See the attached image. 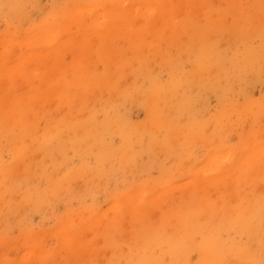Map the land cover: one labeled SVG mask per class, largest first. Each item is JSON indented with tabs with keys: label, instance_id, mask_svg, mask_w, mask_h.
I'll return each mask as SVG.
<instances>
[{
	"label": "bare ground",
	"instance_id": "obj_1",
	"mask_svg": "<svg viewBox=\"0 0 264 264\" xmlns=\"http://www.w3.org/2000/svg\"><path fill=\"white\" fill-rule=\"evenodd\" d=\"M123 1L113 0L115 6H105L104 0L98 2L100 5L96 0L88 3V9L90 5L92 10L101 7L89 22L79 16L76 22L71 20L72 24L50 13L52 20H44L30 31L21 25L20 36L0 33L4 50L15 43L26 44L25 50L11 60V56L6 57L9 52L5 55L0 51V219L46 210L59 197L65 201L76 196L82 203V209L68 210L61 218L57 237L65 247L63 254L32 246V250L22 249L28 254L31 251L29 255L26 252L28 256L4 258L0 264H230L231 259L237 264H264V253L260 252L264 247V185L256 189L259 182L264 183V139H260L264 131L262 136H257L260 130L251 136L248 130L245 135L243 128L239 139L247 148L240 155H235L233 148L211 150L205 166L185 178L188 181L183 179L186 183L174 179L176 184L169 181L172 185L151 191L148 179L135 184L132 178L130 189L108 187L117 177L125 178L141 167L139 157L144 154L148 164L158 160L157 155H172L176 163H183L193 148H199L198 142L207 143L206 154L216 146L223 147L218 141L224 135H217L223 134L221 119L218 123L212 118L205 127L204 120L197 117L196 103L211 94L237 93V86L264 75L262 4L247 0L245 14L234 19L235 30L224 16L233 12L237 0H221L225 8L219 17L205 16L210 21L206 29L191 15L201 13L200 9L208 12L212 0H129L131 5L121 6ZM29 2L0 0V15L21 13ZM184 3L186 10L181 8ZM76 4L69 7L73 16L81 8ZM243 19H247L244 25ZM68 24L73 25L71 32L58 37ZM243 30L260 34L261 41L241 54L236 52L237 40L233 44L230 37ZM149 38L159 46L144 49L151 43H147ZM221 40L228 42L223 52L218 47L223 48L225 41L217 44ZM190 47L197 56L188 70H182L179 58H191L192 54H187ZM225 51L233 59L224 55ZM68 52L70 62L66 61ZM127 64L128 71L124 69ZM164 72L166 77L162 78ZM137 107L143 111V118L132 121L130 114ZM225 108V118L235 111L237 116L251 114L254 121L264 119L262 102L243 104L240 110H234L232 104ZM261 124L264 126V121ZM70 152L79 159L78 165L75 170L62 172L60 165L71 162ZM4 154L9 161L5 162ZM102 190L108 197L106 205L112 208L111 217L101 208L92 215L85 214L84 209L96 204L95 192ZM86 195L91 198L88 205ZM157 207L162 211L153 219L150 214ZM126 217L131 220L124 228L121 218ZM3 222L1 219L0 224ZM117 231L125 235L118 241ZM239 234L247 241H234L233 236ZM99 236L112 247L104 261L96 260L102 256L96 252ZM192 251L197 253L196 260L190 257Z\"/></svg>",
	"mask_w": 264,
	"mask_h": 264
},
{
	"label": "rangeland",
	"instance_id": "obj_2",
	"mask_svg": "<svg viewBox=\"0 0 264 264\" xmlns=\"http://www.w3.org/2000/svg\"><path fill=\"white\" fill-rule=\"evenodd\" d=\"M49 1V2H48ZM75 1V2H74ZM81 1V2H80ZM80 1H78V0H30V4H27V6L23 9V11L25 10V12L27 11V13H25L24 12V14L22 13L23 11H21V13H18V14H16V15H14L13 13L11 14V15H9V16H6V17H1V15H0V33H3V32H5V33H11V34H13V35H15V36H17L16 34L18 33V35L20 34V31L22 30V29H25V28H27L26 30L27 31H30L31 30V28H34V27H36V26H41V24H42V22H44V20L46 21V20H52V15H50V13L52 14L53 13V15L55 16H58V15H60V16H62L63 18H65V19H67V20H69L70 21V23H72V24H74L73 22H76L75 20H78L79 18H81V17H83L82 19L83 20H86L87 22H89V19H90V17H92V15L94 14V11L95 10H97L98 8L100 9L101 7H98V6H95V7H97V9H95V10H92L90 7H91V5H90V7H89V9L87 8L88 6H89V4L88 3H94V1L95 0H80ZM86 1H89V2H86ZM103 0H96V5H100L98 2H102ZM105 1V6H115V5H117L116 3H114L113 2V0H104ZM199 1V0H198ZM246 1L247 0H237L236 1V8H234V10H233V12L232 13H227L224 17H228V18H223V19H225L224 21H230L231 22V24H230V27H232V28H236V27H234V25H232V24H234V19L236 18V17H238V16H243V15H240V14H245V10H247V9H243V7L245 6V5H247V3H248V1H251V0H248L247 1V3H246ZM256 1H258V2H260L261 4H262V8H260L259 9V12H260V16L262 17V18H264V12H262V10H264V0H256ZM39 2V3H38ZM68 2H69V4H68ZM108 2V3H107ZM112 4H111V3ZM214 2H216V4L214 3ZM219 2H221V3H219ZM62 3V4H61ZM78 4V6H81V8H80V10H78V11H76V12H73L74 14L75 13H77L78 15H74L73 16V14H70V9H69V7L71 6V5H73V4ZM87 3V4H86ZM110 3V4H109ZM124 3V4H123ZM242 5H241V4ZM243 3H245L244 5H243ZM76 4V5H77ZM131 5V3H129V0L127 1H123L122 3H120V5L121 6H126V5ZM209 4L211 5V8H209V10H208V12H205V11H202L201 9L199 10V11H201V13L202 14H204V16H202V15H200V17L198 16L199 14H201L200 12H195V14H192L191 16H193L195 19H196V22H198L199 23V26L202 28V25H204L203 26V28H207V26H208V24H209V22L210 21H208V19H205V16L207 15V16H215V18L216 17H219L218 15H219V11H222V9H224L225 8V4H224V2H222L221 0H212V1H209ZM69 5V6H68ZM82 5H84V6H82ZM142 5V4H141ZM183 5V4H182ZM181 5V6H182ZM105 6H103V7H105ZM184 6H186L185 5V3H184V5L181 7L182 8V10H186L187 9V7H184ZM35 7V8H34ZM66 7H68V9L66 8ZM239 7V8H238ZM242 7V8H241ZM27 8V9H26ZM37 8H38V11H37ZM83 8V9H82ZM183 8H185V9H183ZM213 8V9H212ZM238 8V9H237ZM137 9V8H136ZM48 10V11H47ZM89 10H91V12L89 13ZM181 10V11H182ZM211 10H212V12H211ZM215 12H214V11ZM226 10H227V8H226ZM242 10V11H241ZM65 11H68V12H65ZM79 11L81 12V13H79ZM88 11V12H87ZM180 11V10H179ZM65 12V13H64ZM211 12V13H210ZM228 12V11H227ZM235 12V13H234ZM237 12V13H236ZM83 13H85V14H83ZM87 13V14H86ZM180 13V12H179ZM199 13V14H198ZM214 15H213V14ZM233 13H234V15H233ZM22 14V15H21ZM26 14V15H25ZM29 14H31V15H29ZM58 14V15H57ZM68 14V15H67ZM70 14V15H69ZM82 14V15H81ZM183 14V13H182ZM181 13L179 14L180 16L182 15ZM198 14V15H197ZM210 14H212V15H210ZM218 14V15H217ZM231 14V15H230ZM237 14V15H236ZM17 15H18V17H17ZM46 15V16H45ZM67 15V16H66ZM84 15V16H83ZM55 16V17H56ZM64 16H66V17H64ZM80 16V17H79ZM206 16V17H207ZM79 17V18H78ZM86 17V18H85ZM87 17H88V19H87ZM69 18V19H68ZM142 19V18H141ZM73 22H72V21ZM247 19H243V25L244 24H246V23H244V21H246ZM137 21V23H140L141 22V20H139V19H137L136 20ZM52 22V21H51ZM203 24H202V23ZM201 23V24H200ZM224 23V25H228V24H226L227 22H223ZM33 24V25H32ZM141 24V23H140ZM21 25H22V29H21ZM34 25H36V26H34ZM232 25V26H231ZM73 25H67L66 26V29H65V31H64V29H62V30H60L61 31V33H60V35H58V37L60 36V37H63V35L65 34V33H68V32H71V29L73 28L72 27ZM226 26H224V27H226ZM69 28V29H68ZM71 28V29H70ZM245 28V27H244ZM219 29V28H218ZM233 29V30H234ZM16 30V31H15ZM219 30H221V28L219 29ZM235 30H237V28L235 29ZM239 30V29H238ZM213 31V30H212ZM208 32V31H207ZM220 32V31H219ZM240 34V33H239ZM20 36V35H19ZM18 36V37H19ZM229 36H231V35H229ZM228 36V37H229ZM234 37H236V38H234ZM231 39H233V44H235L234 43V41H236L237 40V42H236V52L237 53H240L241 52V54H242V52L244 51V50H246V49H252V48H256L259 44H260V41H261V39H260V34L258 35V33H255V32H253V31H248V32H244V30H243V32H241V34L240 35H238V34H236V35H233V38L232 37H230ZM151 41V43H149ZM225 40H221V41H217V44L219 45V44H222L223 45V42H224ZM125 42V41H124ZM124 42H123V44H124ZM128 43V42H127ZM147 43H149V44H146L144 47V49H146V46L148 47V48H150V49H152L151 47H153V45L154 46H156V44L159 46V42H155L154 40L152 41L150 38H149V41L147 42ZM226 43H228V42H226L225 41V43H224V45H223V48H222V46H220L219 45V47H218V49L219 50H221L222 52H223V50H224V47L227 45ZM125 44H126V42H125ZM22 45V46H21ZM151 45V46H150ZM187 46H190L189 44H187ZM25 48H26V44L25 43H17V45H16V43L15 44H13L10 48H7L6 50H4V49H2L1 48V46H0V51H5V55H7L6 57H9V56H11V57H9V59L11 60V59H14L16 56H18L22 51H24L25 50ZM193 49V47H190L189 48V52L187 53V50L186 49H184L186 52L185 53H187L188 55V57H191V54H192V51L190 52V50H192ZM195 49V48H194ZM128 51L129 52H133V48H129L128 49ZM7 52H9V53H7ZM16 52V53H15ZM7 53V54H6ZM3 54V55H4ZM194 54V53H193ZM192 54V57L191 58H188L187 60L185 59V57H183L184 59H181V58H179V61H178V64H180V66L182 67V68H180V69H182V70H188L191 66H192V64H193V59H194V57L195 56H197V55H193ZM224 55H226L229 59L230 58H232L233 59V56L230 54V53H228V52H224L223 53ZM181 56H183L184 54H183V52L180 54ZM71 57V55L69 54V52H68V54H67V57H66V61H68V62H70V57ZM130 58V57H129ZM234 58H236V59H239L240 58V56H235ZM68 59V60H67ZM203 61V60H202ZM99 64V67H102V64L101 63H98ZM127 65H129V64H127ZM127 65L126 66H124V69L126 70V71H128L129 69H130V65H129V67H127ZM127 67V68H126ZM129 68V69H128ZM166 77V75H165V72L163 73V76H162V78H165ZM260 79H258V80H256V79H254V82H253V79L252 80H250L248 83H246V84H244V86H237V88H238V90H234V91H237V93H234V94H228V95H221V96H217V95H213V94H211V95H208L204 100H201V101H197V103H196V110L198 111L197 112V117L199 118V119H201L202 121H203V125L206 127V125L208 126V124H209V120H212V118H214L213 120L215 121V122H217L218 121V123H219V121H220V119H221V121L223 122H221L220 121V123H219V126H221V124H222V128L220 129V131H222V135H220V132H219V134H217L218 135V138H219V136L221 137V136H223V139H222V137H221V139H220V141H218V139H217V141H218V144H220V142H221V144L220 145H222L223 147H220V146H216L215 148H212V149H210V148H208L207 150H209L208 152H207V154H206V148L208 147V145H207V143L205 144V143H203V142H198L199 144L198 145H196V146H198L199 148H197V147H195V148H193L194 150V152L192 151V154L191 155H189L188 157H189V159L187 160V158H185L184 160H182L181 162H183V163H185V164H183V163H179V162H177L176 163V159H174L173 158V156L172 155H169V156H167V157H163V156H161V155H157V159L158 160H156V161H154V162H150V164H148V162H147V157H145L146 155L144 154L143 156H140L139 158H140V160H139V162L141 163V167H137V169L136 170H134V173L133 174H135V175H133V174H129V173H127L128 175H129V178H128V175L127 176H125V178L124 177H117L116 178V182H110V184L108 185V187H116V190H121V189H130V188H132V186L134 185L133 183L131 184V182H130V179H132V178H134L135 179V184H139V182L141 183V182H143L144 180H146V179H148L150 182V185L148 186L149 188H151V191H154V190H161L163 187H167V186H169V184L172 182L173 184H176V182L174 181L173 182V180L175 179H177V180H183V179H185V178H188L189 176H190V174L191 173H193V171H195V170H197V168H203V166H205L204 165V163H205V161L210 157V153H211V150L213 151V149H222V148H224V149H226V148H233V151H234V154L235 155H240V153L241 152H243L246 148H244V144H243V141H242V139H239V137H241L242 138V136H239V135H241V134H243L244 133V130H245V128H246V130H245V135H246V133L248 132L251 136L252 135H254V136H256L257 135V133H258V130H260V132L258 133V135L257 136H262V131H264V126H261L262 124H261V122L262 121H264V119H261L260 121H254L251 117H250V113H248V114H250V115H243V114H241L240 116H237V114H236V112L235 111H232L231 112V114L229 115V116H231V117H229V118H225V116H227V114H226V108L225 109H223L224 107H227V106H229V105H234V110H240L241 109V105H243V104H246V103H250V104H253L254 102L255 103H260V102H262V103H264V89H262V88H264V75H262L261 77H259ZM256 82V83H255ZM262 84V85H261ZM260 87V88H259ZM252 90V91H251ZM250 91V92H249ZM257 93V94H256ZM247 96V97H246ZM234 101V102H233ZM245 101V102H244ZM238 107V108H237ZM230 108V107H229ZM236 108V109H235ZM62 109H66L65 107H62ZM134 110H135V112H134ZM138 110V111H137ZM222 111V113H220ZM224 111V112H223ZM132 114H130V119L132 120V121H137V120H141L142 118H143V111L141 110V108H138L137 107V109L136 108H134L133 110H132V112H131ZM135 113V114H134ZM226 114V115H225ZM213 115V116H212ZM234 115V116H233ZM212 116V117H211ZM249 116V117H248ZM238 117V118H237ZM246 117V118H245ZM262 117H264V116H262ZM261 117V118H262ZM240 118V119H239ZM225 119V120H224ZM234 119V120H233ZM207 120V121H206ZM230 120V121H229ZM241 120H243V121H241ZM249 120V121H248ZM252 120V121H251ZM224 121H227V126L225 125L226 124V122H224ZM240 123H238V122ZM42 121H40V123H41ZM251 122V123H250ZM253 122V123H252ZM255 122H257V124L255 123ZM258 122H259V124H258ZM225 123V124H224ZM233 123V124H232ZM244 124V125H243ZM251 124V125H250ZM41 125H42V123H41ZM41 125H40V127H41ZM223 125H224V127H223ZM231 125V126H230ZM249 125V126H248ZM229 126V127H228ZM250 126H252L253 128H250ZM259 126H261L262 127V129H261V127L259 128ZM227 129H226V128ZM233 127V128H232ZM240 127V128H239ZM225 128V132H223V130L222 129H224ZM243 128H244V130H243ZM257 128H259V129H257ZM238 131H237V130ZM63 130H64V128H63ZM248 130V131H247ZM208 131V130H207ZM240 131H242V132H240ZM247 131V132H246ZM257 131V132H256ZM63 132H65V130L63 131ZM237 132V133H236ZM253 132H255L254 134H253ZM208 133V132H207ZM240 133V134H239ZM261 133V134H260ZM235 134H236V136H235ZM260 134V135H259ZM248 136L250 139H251V136ZM215 136H216V134H215ZM230 137H232V138H230ZM234 137V138H233ZM216 138H217V136H216ZM226 138V139H225ZM252 138H255V137H252ZM260 137H258L257 139H259ZM260 139H264V137H261ZM223 140V141H222ZM241 143H240V142ZM217 143V142H216ZM202 144H204V147L202 148ZM218 144H216V145H218ZM242 144V145H241ZM200 145V146H199ZM227 145V146H226ZM229 145V146H228ZM205 146H207V147H205ZM237 146V147H236ZM211 147H213V146H211ZM236 147V148H235ZM199 149V150H198ZM236 151V152H235ZM238 151V152H237ZM71 153V152H70ZM201 153V154H200ZM197 154V155H196ZM204 154H206V155H204ZM71 157H70V163H68L67 165H60V171H62V172H68V170H70L71 169V171L72 170H75L74 168L78 165V161H79V159L78 158H75L76 156H72V153L71 154H69ZM205 156V157H204ZM142 157V158H141ZM204 157V158H203ZM144 158H145V161H144ZM194 158H196L195 160H194ZM4 159H5V162H7V161H9L10 159H8V155L7 154H4ZM6 159H8V160H6ZM142 159V160H141ZM194 160V163L192 162L193 160ZM161 160V161H160ZM190 160H192V161H190ZM186 161V162H185ZM160 162H162V163H160ZM188 162H192L191 164L190 163H188ZM139 163V164H140ZM143 163H145V164H143ZM158 163H160V164H158ZM169 165H168V164ZM198 163V164H197ZM181 164H183V165H181ZM191 165L192 166V168H189V167H191V166H189V165ZM165 165V166H164ZM188 167H187V166ZM72 166V167H71ZM172 166V167H171ZM182 166L183 167H185L184 169H187V170H183V168H182ZM195 166V167H194ZM63 167V168H62ZM163 167V168H162ZM170 167V168H169ZM144 168V169H143ZM177 169V170H176ZM193 169V170H192ZM139 170V171H138ZM159 170V171H158ZM179 170V171H178ZM135 171H136V173H135ZM138 171V172H137ZM166 171V174L164 173ZM168 171V172H167ZM176 171V172H175ZM182 171H185V172H182ZM170 172V173H169ZM173 173V175H172V173ZM164 173V174H163ZM177 173H179V174H177ZM189 173V174H188ZM138 174H139V176H138ZM143 174H145V176L143 175ZM152 174V175H151ZM169 174V175H168ZM144 177H143V176ZM163 175V176H162ZM186 175H187V177H186ZM135 176V177H134ZM142 176V177H141ZM157 176L160 178H158L157 179ZM178 176V177H177ZM150 177H152V179L150 178ZM119 179V180H118ZM147 180V181H148ZM155 180V181H154ZM176 180V181H177ZM185 180H187V179H185ZM185 180H183V181H185ZM119 181V182H118ZM169 181H171L170 183H169ZM183 181H181L182 183H184ZM188 181V180H187ZM187 181H185V183L187 182ZM177 183V185H180V184H182V183ZM172 183L170 184V185H172ZM75 184H78V180H76V182H75ZM164 184V185H163ZM259 184V185H258ZM257 185H258V187L256 188L257 190H259V189H262V187H260V186H262V185H264V183H261V182H259ZM150 186H152V187H150ZM125 187V188H124ZM160 188V189H159ZM103 191V190H102ZM99 191V192H95V194L96 195H94V197H93V199L95 200V202H96V204H95V206L94 207H91V206H89L90 207V209H84V211H85V214H88V215H92V214H94V213H96V211L99 209V208H101L102 210H104V211H106L107 212V215L109 216V217H111V215H112V208H110V207H108V200H107V198L108 197H106V191ZM68 199L67 200H63V198H58L57 200H55V202H53V203H55V204H51V205H49V207L51 206L52 207V209H51V207L49 208H47L44 212L43 211H30V212H28V213H26V214H24L23 215V217H18V215H16L15 216V219H14V217L13 218H10V219H4V218H1L2 219V221H6V222H3L2 224H0V226H2L3 227V229L0 227V260L1 259H4V258H8L9 260H14L15 259V257L17 258L18 256L17 255H19V254H23V255H25V256H28L30 253H31V251H29V254H28V252L27 251H24L23 252V250H28V248H29V250H32L31 249V247L33 246V247H42V248H46V249H49V250H51V251H53L54 249H55V251H56V253H64V249H65V247L64 246H61L58 242H59V235H58V230H59V227H60V225L62 224V222L63 221H61V218L63 217V215L68 211V210H72V209H82V207H81V202H80V200H79V197H76V196H71V197H67ZM61 199V200H60ZM91 198L88 196V195H86L85 196V203L88 205L89 203H90V201H87V200H90ZM58 200H60V201H58ZM81 203V204H80ZM106 204H108V205H106ZM94 205V204H93ZM71 209H70V208ZM67 208V209H66ZM69 208V209H68ZM51 209V210H50ZM2 210H5V209H2ZM48 210H50V211H48ZM111 210V211H110ZM123 210V209H122ZM158 210V211H157ZM48 211V212H47ZM53 211V212H52ZM161 211H162V209L161 208H158L157 207V209H153L152 211H151V213L152 214H150V216L153 218V219H155V217H159L160 216V214H161ZM34 212V213H33ZM91 212V213H90ZM44 213V214H43ZM142 214L143 213H141L140 215L142 216ZM145 215V214H144ZM76 216H79V215H76ZM140 216V217H141ZM146 216V215H145ZM155 216V217H154ZM25 217V218H24ZM143 217V216H142ZM29 218V219H28ZM35 218V219H34ZM0 219V220H1ZM25 219V220H24ZM123 219V220H122ZM13 220H17V222H14ZM23 220L25 221L24 223H23ZM125 220V221H124ZM130 220H131V218H129V217H126V218H121V221H122V223H123V227L124 228H126L127 226H129V223H130ZM26 221H28L27 223H26ZM103 221V224H104V220H102ZM102 221H101V223H102ZM9 223V224H8ZM15 223V224H14ZM100 222L97 224V225H100L99 227L101 228V226H102V224H101ZM97 225H95V226H97ZM27 226V227H26ZM14 227V228H13ZM42 228V229H41ZM52 229V231H49V230H51ZM45 230V231H44ZM54 230V231H53ZM89 230V231H88ZM23 231V232H22ZM26 231V232H25ZM28 231V232H27ZM30 231V232H29ZM47 231V232H46ZM56 231V232H55ZM91 228H89V229H87V235H88V237H89V235H91ZM36 232H38L37 234H36ZM46 232V233H45ZM10 233V234H9ZM12 233V234H11ZM14 233V234H13ZM21 233V234H20ZM28 233H29V235H28ZM35 233V234H34ZM40 233V234H39ZM57 233V234H56ZM20 235V237H19V235ZM33 234H34V236H33ZM42 234V235H41ZM46 234V235H45ZM14 235V236H13ZM27 235V236H26ZM31 235V236H30ZM57 235H58V237H57ZM29 237L30 238V241H28L26 238H24V237ZM33 236V238H31ZM121 236L123 237V236H125L124 235V231H121V232H119V231H117L116 233H115V239L118 241L120 238H121ZM233 236V235H232ZM237 235H234L233 236V239H234V241H236V242H238V240L239 239H241V240H239V242L238 243H243L244 241H247V239H246V237H245V239H244V241H242V239L244 238V235H241V234H239L238 235V237H236ZM15 237V238H14ZM36 237V238H35ZM243 237V238H242ZM237 238V239H236ZM7 240V241H6ZM9 240V241H8ZM24 240V241H23ZM26 240V241H25ZM33 240H35V241H33ZM99 240V241H98ZM242 241V242H241ZM16 242V243H15ZM6 243H8V244H6ZM10 243V244H9ZM6 244V245H5ZM17 244V245H16ZM58 246H57V245ZM100 244H101V247H100V249L98 248L99 246H100ZM16 245V246H15ZM109 245V246H108ZM10 248H9V247ZM54 246V247H53ZM56 246V247H55ZM96 252L99 254V253H101L102 254V256L101 257H98L97 255L98 254H95V257L97 256V258H96V260H102V261H104L106 258H108V255H110L111 254V249H112V247H111V245L110 244H107V242H105V241H103L102 240V238L99 236L98 237V239H97V243H96ZM105 246L107 247V248H105ZM62 247H64L63 248V250H62ZM103 247V248H102ZM26 248V249H25ZM39 248V249H40ZM57 248H58V250H57ZM111 248V249H110ZM17 249V250H16ZM23 249V250H22ZM22 250V251H21ZM105 250V251H104ZM23 252V253H21V252ZM58 251H60V252H58ZM67 251V250H66ZM26 252H27V254H26ZM39 252V251H38ZM37 252V253H38ZM54 252V251H53ZM106 252V253H105ZM260 252H262V253H264V247H262L261 248V250H260ZM16 254V255H15ZM101 254H99V256L101 255ZM190 254V257L193 259V260H196V258H197V253H195V251L193 252H190L189 253ZM195 254V255H194ZM22 255V256H23ZM58 255V254H57ZM60 255V254H59ZM104 255H107L106 257L104 256ZM20 257V256H19ZM18 257V258H19ZM2 261V260H1ZM99 261V262H100ZM234 262V263H233ZM230 264H237V262L235 261V260H230Z\"/></svg>",
	"mask_w": 264,
	"mask_h": 264
}]
</instances>
